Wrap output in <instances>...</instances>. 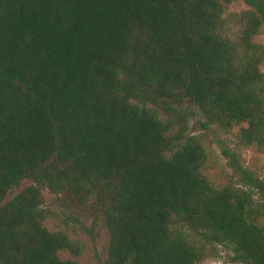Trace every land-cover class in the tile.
<instances>
[{
	"label": "trees",
	"instance_id": "1",
	"mask_svg": "<svg viewBox=\"0 0 264 264\" xmlns=\"http://www.w3.org/2000/svg\"><path fill=\"white\" fill-rule=\"evenodd\" d=\"M263 29L264 0H0V264H81L68 228L95 238L85 208L109 235L94 264H200L220 246L264 264V179L225 149L240 178L214 186L191 133L195 107L264 151Z\"/></svg>",
	"mask_w": 264,
	"mask_h": 264
},
{
	"label": "rangeland",
	"instance_id": "2",
	"mask_svg": "<svg viewBox=\"0 0 264 264\" xmlns=\"http://www.w3.org/2000/svg\"><path fill=\"white\" fill-rule=\"evenodd\" d=\"M248 9L243 2H235L228 7V13L240 12ZM256 42L264 45V29L255 38ZM263 68V66H262ZM194 113L191 120V133L198 135L202 138L203 144L207 152V162L203 167V173L209 179V181L217 187H222L227 184H236L239 180V176L235 173L234 169L229 165V158L225 156L224 150H232L236 152L242 164L255 172L259 177L264 179V151H259L255 148H246L240 145L236 138L240 128H235L230 133L220 132L217 127L211 126L208 129L204 128V117L198 108H192ZM31 184L30 181H25L21 188L27 187ZM20 189L12 191L7 201L12 199ZM45 205L51 210L59 214L62 209L58 204V197L48 190L44 191ZM83 212V211H82ZM82 220L91 226L94 221L97 223V231L95 238L90 237L86 232L78 228V225H74L68 228L69 234L75 238H79L86 245V253L80 258L81 264H94L97 262V258L101 255H105L107 244L109 242V235L107 229L102 225L101 221L96 220L94 211L90 208H85L81 217ZM55 221L49 222L50 227H54ZM58 224L63 226L58 220ZM218 255L208 257L200 264H240L232 260L233 253L224 247H218ZM62 257H71L68 252H62Z\"/></svg>",
	"mask_w": 264,
	"mask_h": 264
}]
</instances>
